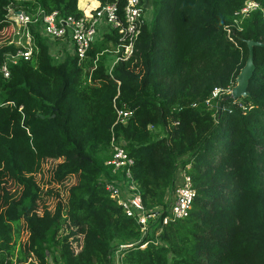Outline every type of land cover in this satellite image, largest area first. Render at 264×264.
Masks as SVG:
<instances>
[{
  "label": "trees",
  "instance_id": "1",
  "mask_svg": "<svg viewBox=\"0 0 264 264\" xmlns=\"http://www.w3.org/2000/svg\"><path fill=\"white\" fill-rule=\"evenodd\" d=\"M10 1L78 16L113 0L87 8L78 0H0V62L15 48ZM244 1L153 0L136 51L112 76L104 55L93 59L116 44V32L93 42L82 62L69 52L54 56L35 32L33 56L0 81V264H109L113 248L141 237L137 219L105 187L131 180L106 163L112 137L133 158L132 182L146 209L166 205L187 164L196 188L189 215L153 221L140 242L122 248V264H264V0L234 22ZM249 44L247 94L233 98L225 91ZM113 102L131 110L125 122ZM48 158L59 159L53 180L76 177L54 209L39 208L35 178Z\"/></svg>",
  "mask_w": 264,
  "mask_h": 264
},
{
  "label": "built area",
  "instance_id": "2",
  "mask_svg": "<svg viewBox=\"0 0 264 264\" xmlns=\"http://www.w3.org/2000/svg\"><path fill=\"white\" fill-rule=\"evenodd\" d=\"M148 0H125L120 7L118 0L102 3L93 9L85 10L81 15L63 14L58 9L47 11L39 3H24L23 1H10L7 5L5 17L10 23L11 33L8 43L14 45V50L4 53L0 62V81L10 75V65L20 60H28L33 56L36 49L35 32L48 36L53 48L57 51H68L77 57L78 62H82L88 57V51L92 43L99 40L104 33L117 34L115 45L109 42L107 48L96 54L93 63L98 55L106 57V72L112 76L114 65L121 60L128 59L136 51V41L140 35L142 27L148 23L145 19V8ZM260 7L257 0H245L241 8L235 12L234 22H239L241 18L247 16L249 12ZM229 25H226L228 27ZM109 46H111L109 48ZM108 51L110 54H105ZM61 56V57H62ZM60 57V58H61ZM94 65L90 67L92 71ZM117 85L119 80H117ZM219 88H214L212 95L215 96ZM0 103L1 99H0ZM114 107L117 118L125 122L131 110L125 107ZM112 156L106 161L112 165V170H124L125 180H107L105 187L110 196L117 200L128 215L134 216L140 224L141 237L130 242H121L113 248L108 257L109 264H122V248L126 245L140 242L152 227V222L161 217V223L183 218L189 215L193 200L196 196V188L192 183V178L187 172L190 164L186 168H181L176 172L175 184L168 202L164 207L156 210L146 209L143 205L140 193L136 185L132 182L130 166L133 158L126 149L112 137ZM39 212L41 209L38 210ZM146 241L140 246L146 245Z\"/></svg>",
  "mask_w": 264,
  "mask_h": 264
},
{
  "label": "rangeland",
  "instance_id": "3",
  "mask_svg": "<svg viewBox=\"0 0 264 264\" xmlns=\"http://www.w3.org/2000/svg\"><path fill=\"white\" fill-rule=\"evenodd\" d=\"M153 15V0H148V6L145 8V19L147 22L151 20V17ZM46 40L49 42L51 41V38L48 36H45ZM111 46H109L110 48ZM68 52V51H66ZM64 52V53H66ZM51 53H53L56 57H61L62 52L57 51V48H53L51 46ZM105 54H110V52L106 51ZM238 83V77L236 78V84ZM234 85V86H235ZM233 86V87H234ZM232 88H227L226 93L230 94L233 90ZM156 134H163V129L155 128ZM59 159H52L48 158L45 161H43L40 171H38L35 174V178L37 182L39 183V186L41 188V197L39 201V208H41L42 203H44L49 209H54V206L57 201H63L65 198L67 187L76 180V177L74 175H71L67 180L63 181L62 183H58L52 178V170L55 167L56 162ZM46 189H51V193H47ZM46 190V191H45ZM27 237V231L25 229L24 222H20V241H25Z\"/></svg>",
  "mask_w": 264,
  "mask_h": 264
},
{
  "label": "water",
  "instance_id": "4",
  "mask_svg": "<svg viewBox=\"0 0 264 264\" xmlns=\"http://www.w3.org/2000/svg\"><path fill=\"white\" fill-rule=\"evenodd\" d=\"M250 49H249V55L246 61V64L244 67L241 69L240 73L238 74V83L233 87L232 92L230 93L231 97H239V96H244L247 94V83L248 79L252 73L253 70V61H252V51H251V44H249Z\"/></svg>",
  "mask_w": 264,
  "mask_h": 264
},
{
  "label": "crops",
  "instance_id": "5",
  "mask_svg": "<svg viewBox=\"0 0 264 264\" xmlns=\"http://www.w3.org/2000/svg\"><path fill=\"white\" fill-rule=\"evenodd\" d=\"M78 6L79 8H87V7H93L96 4H98L97 0H78Z\"/></svg>",
  "mask_w": 264,
  "mask_h": 264
}]
</instances>
